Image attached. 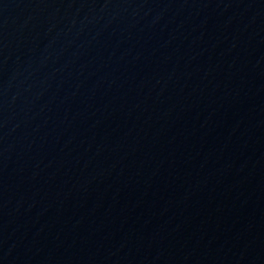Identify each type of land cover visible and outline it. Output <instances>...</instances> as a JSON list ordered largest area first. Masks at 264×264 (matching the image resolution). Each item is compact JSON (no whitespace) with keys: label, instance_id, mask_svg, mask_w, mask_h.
<instances>
[{"label":"water","instance_id":"95a60500","mask_svg":"<svg viewBox=\"0 0 264 264\" xmlns=\"http://www.w3.org/2000/svg\"><path fill=\"white\" fill-rule=\"evenodd\" d=\"M0 264H264V0H0Z\"/></svg>","mask_w":264,"mask_h":264}]
</instances>
